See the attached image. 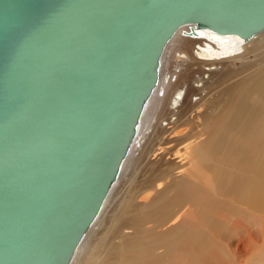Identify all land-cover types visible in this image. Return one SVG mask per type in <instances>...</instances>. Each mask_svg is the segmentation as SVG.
Returning a JSON list of instances; mask_svg holds the SVG:
<instances>
[{
  "label": "water",
  "instance_id": "water-1",
  "mask_svg": "<svg viewBox=\"0 0 264 264\" xmlns=\"http://www.w3.org/2000/svg\"><path fill=\"white\" fill-rule=\"evenodd\" d=\"M190 24L246 40L264 0H0V264H70Z\"/></svg>",
  "mask_w": 264,
  "mask_h": 264
},
{
  "label": "bare ground",
  "instance_id": "bare-ground-1",
  "mask_svg": "<svg viewBox=\"0 0 264 264\" xmlns=\"http://www.w3.org/2000/svg\"><path fill=\"white\" fill-rule=\"evenodd\" d=\"M168 44L182 56L176 62L181 74L160 81ZM263 47L264 30L246 40L191 24L176 31L161 56L158 83L142 110L118 176L70 264H145V258H153L167 241L170 264H190L191 256H199L201 264H218L214 254L230 252L235 257L227 264H264L263 258L251 263L238 255L254 234L264 237V159L257 161L264 145V86L249 79L228 85L239 72L237 63L245 64ZM151 131L160 134L148 147L145 138ZM250 144L253 151L244 156ZM141 158L150 173L126 189L127 177ZM245 169L251 173L258 169L261 184L243 175ZM224 196L232 202L225 205ZM250 212L261 214L259 230L232 219ZM228 226L235 236L225 235L230 241L225 243L220 233ZM101 234L116 242L98 262L105 248Z\"/></svg>",
  "mask_w": 264,
  "mask_h": 264
},
{
  "label": "rangeland",
  "instance_id": "rangeland-1",
  "mask_svg": "<svg viewBox=\"0 0 264 264\" xmlns=\"http://www.w3.org/2000/svg\"><path fill=\"white\" fill-rule=\"evenodd\" d=\"M169 45L170 44H168L166 51H165V54H163L164 55L163 59L161 60L162 66L160 68L161 69L160 81L163 80L164 78L166 79V81H169L170 77L174 73L177 75L181 74L180 70H179L180 68L177 69L178 64L176 62L180 61V59H182V56H180V53H175L176 50L174 51L171 48H168ZM167 49H168V51H167ZM172 53H174V54L172 55ZM237 65H238L239 72L236 74H233L230 77L228 85H234L241 80H244V82H245V80L249 79L252 81V83L255 86H264V47L261 49L260 52H258L257 55H254V54L251 55L249 57V60L245 64L243 62H240V63L238 62ZM160 81H159V84H160ZM171 81L176 84V78L175 77L171 78ZM190 81H192V79ZM193 85L196 87L198 84H193ZM159 95H161V97H162L163 93L160 92ZM155 115L157 117L159 115V113H156ZM152 125H153V123L150 124L151 127H152ZM151 127H149L150 130H151ZM152 133L153 134H150V132L148 133L150 135V137L148 138L147 136H149V135H147L146 136L147 140L145 138V141L149 140L145 144L148 147H151V143L153 145L156 144L157 136H158V134H160L158 131L152 132ZM252 147H253V144H250L249 146H247V148L244 152V156H248V154L253 151ZM257 156H258V159H257L258 164H260L261 161L264 159V145H263V143H261V145L258 149ZM127 159H128V157H127ZM229 164H230V162L228 163V168H229ZM123 167H124V165H123ZM149 173L150 172H149V169L146 165L145 158H141V161L136 162V164L134 165L133 169L131 170V172L129 173V175L127 177V180L125 182L126 189L128 187H130L132 185V183H134V182L139 184V183L145 181V179L147 178ZM243 175L251 176L255 181H257L259 184H261L258 180V176H259V170L258 169H256V171L253 173H251L248 169H245L243 172ZM122 191H125V190H122ZM126 192L127 191H125L124 194H126ZM222 202L225 205H227V203L232 202V199L228 196H224L222 198ZM262 212L264 213V209L262 210ZM252 213L253 212H250L249 214H243V215L238 214L237 216H235V218H232V219H238L240 221L242 220L246 224L245 226L250 225L255 230H259V228H260L259 223H260V215L261 214L259 212H254L253 214ZM229 229H230V226H228L225 231L222 230V232L220 233V235H221L220 241H225V243L228 241V240H225V237L226 236L228 237L230 235L231 230H229ZM254 235H255V239L251 240L243 248V250L240 251L238 254L241 261L252 263V261L254 259L259 261L263 258V260H264V237H261L258 234H254ZM234 236H235V233H231V237L234 238ZM99 237H101L103 239L101 242H103L104 246H105V248L101 251V255H100L99 260H98V262L99 261L101 262L103 260V255L108 251L107 247L109 246V244L114 243L116 241L112 240V237L109 234H106V235L101 234ZM234 241H235V239L231 240V245L234 244ZM228 242H230V241H228ZM170 246H171V241H167L166 244L161 246L164 248L160 249L159 252L165 253V249H168ZM159 252H156L154 254L153 258L152 257L145 258L144 261H147V263H145V264H170L171 263L170 252L165 253L164 255H159V254L157 255V253H159ZM102 253H104V254H102ZM234 257H235V254L233 252H230L229 255L225 254L223 256H221L219 253H217V254H214L213 262L217 261L218 264H220V263L227 264V262L228 261L230 262V260L234 259ZM204 260L206 262L207 258H204ZM95 264H97V261L95 262ZM190 264H201V258L199 256H191L190 257ZM207 264H209V263H207Z\"/></svg>",
  "mask_w": 264,
  "mask_h": 264
}]
</instances>
